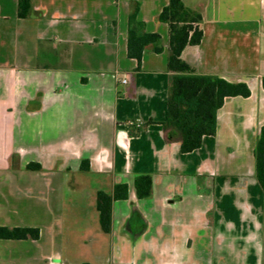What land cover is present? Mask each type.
<instances>
[{
    "label": "crops",
    "instance_id": "1",
    "mask_svg": "<svg viewBox=\"0 0 264 264\" xmlns=\"http://www.w3.org/2000/svg\"><path fill=\"white\" fill-rule=\"evenodd\" d=\"M31 2L20 18L18 0H0V227L40 236L0 239V264H215L226 221L253 224L251 264H264L254 157L264 132V0H183L202 16L203 38L181 59L251 92L227 98L216 135L188 154L161 124L171 73L159 15L169 0ZM131 13L164 49L147 48L140 65L128 56ZM139 176L152 179L149 198L137 195ZM99 191L113 197L110 233Z\"/></svg>",
    "mask_w": 264,
    "mask_h": 264
},
{
    "label": "trees",
    "instance_id": "2",
    "mask_svg": "<svg viewBox=\"0 0 264 264\" xmlns=\"http://www.w3.org/2000/svg\"><path fill=\"white\" fill-rule=\"evenodd\" d=\"M33 13L31 0H18V15L27 18ZM159 21L169 26V51L167 67L171 73L166 119L162 124L167 143L177 142L183 154L201 148L205 137L215 136L217 132V114L224 102L230 97L251 95L245 83H230L217 76L199 75L181 59L187 46H197L203 38L200 28L202 16L188 9L183 0H169L159 15ZM142 24L136 14L131 13L128 29V56L141 64L144 51L151 48L155 53L163 52L161 36L157 33H143ZM130 132L131 136L140 133ZM256 162V180L264 195V132L262 131L254 151ZM28 170H40L38 164H29ZM81 169L87 171L88 162L83 161ZM137 195L146 199L152 193L150 176H139L135 181ZM113 197L99 191L97 208L100 222L105 232L112 227ZM264 210V201H263ZM40 231L35 228L0 227V239L25 240L38 239Z\"/></svg>",
    "mask_w": 264,
    "mask_h": 264
},
{
    "label": "rangeland",
    "instance_id": "3",
    "mask_svg": "<svg viewBox=\"0 0 264 264\" xmlns=\"http://www.w3.org/2000/svg\"><path fill=\"white\" fill-rule=\"evenodd\" d=\"M226 227L225 230V239L221 240V243L224 242L223 248H221V253L216 248L214 253L215 264H251L253 261V256L258 250V244L253 239L249 244L247 238L250 237V234L254 230L253 224L250 222L247 223L246 228H239V225L234 224L233 227L231 222H224ZM261 237L263 238L264 229L260 227L259 230ZM261 238V240H262ZM263 247V246H262ZM264 256V248L261 250Z\"/></svg>",
    "mask_w": 264,
    "mask_h": 264
},
{
    "label": "built area",
    "instance_id": "4",
    "mask_svg": "<svg viewBox=\"0 0 264 264\" xmlns=\"http://www.w3.org/2000/svg\"><path fill=\"white\" fill-rule=\"evenodd\" d=\"M124 83H126V81H124Z\"/></svg>",
    "mask_w": 264,
    "mask_h": 264
}]
</instances>
